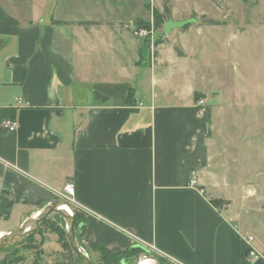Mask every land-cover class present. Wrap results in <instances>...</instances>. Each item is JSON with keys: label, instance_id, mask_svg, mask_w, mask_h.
I'll return each instance as SVG.
<instances>
[{"label": "crops", "instance_id": "0c3cea01", "mask_svg": "<svg viewBox=\"0 0 264 264\" xmlns=\"http://www.w3.org/2000/svg\"><path fill=\"white\" fill-rule=\"evenodd\" d=\"M59 3L63 13L45 20L0 0V232L64 200L73 183L86 252L139 246L164 264H264L250 255L251 248L264 252V186L232 178L220 165L214 111L195 101V92L206 97V83L182 76L181 84L172 74L188 55L175 39L192 25L167 33L165 23L192 11L168 3L163 24H153L163 43L150 48L135 25L164 13V0ZM13 120L15 130L6 126ZM195 169L201 190L189 185ZM256 169L249 165L248 176Z\"/></svg>", "mask_w": 264, "mask_h": 264}, {"label": "rangeland", "instance_id": "374dc122", "mask_svg": "<svg viewBox=\"0 0 264 264\" xmlns=\"http://www.w3.org/2000/svg\"><path fill=\"white\" fill-rule=\"evenodd\" d=\"M143 1L147 4L154 3V0ZM161 2L163 0H156V4ZM13 3L30 14L34 11L42 13L45 20L58 18L63 13L58 7L59 0H13ZM168 3L173 4L177 10L184 11L181 14L192 11L193 14L187 20H194L189 23L192 29L175 39L188 55L178 57L174 62L176 66L173 64L172 74L181 75L178 78L181 84L184 78H189L193 83L202 82V86L206 83L205 105L214 111L216 144L224 153L222 157L225 161L220 165L228 167L232 178L239 176L264 186V152L259 153L264 144V0H164L163 8L168 7ZM155 14L156 12L149 20H141L137 26L134 24L150 48L165 35L162 31L153 29V24H157ZM3 55L4 50L0 49V81L3 77ZM167 69L171 67L160 68L159 71L168 77L171 70L167 73ZM160 82L155 93L162 99L168 85L165 80ZM250 143H253V162H248L246 154L247 151L250 154ZM251 164L261 172L256 174L257 171H254L253 175L248 176L247 167ZM218 167L214 168L220 170ZM217 195L245 202V198L240 199V194ZM258 197V204H261L264 194L260 192ZM71 203L77 211H83L81 206ZM75 229L78 234V228ZM59 233L64 234L60 236ZM78 241L81 245L79 236ZM86 253L93 264H102L100 254L92 250ZM157 257L160 255L150 248L141 251L138 259L134 257L129 264H141L147 258L154 259L158 264ZM0 264L82 263L70 243L65 219L53 213L28 241L0 251Z\"/></svg>", "mask_w": 264, "mask_h": 264}, {"label": "water", "instance_id": "95a60500", "mask_svg": "<svg viewBox=\"0 0 264 264\" xmlns=\"http://www.w3.org/2000/svg\"><path fill=\"white\" fill-rule=\"evenodd\" d=\"M193 21L194 20L191 19L185 21L169 20L165 23L164 28L165 31L169 33L172 28L177 26L182 27ZM64 207L69 208L70 211ZM77 212L78 211L74 205L65 199L57 200L48 204L35 215L27 218L18 228L9 230L7 232H2L0 235V251L20 245L21 243L27 241L40 228V226L49 216H51L53 213H56L65 219L70 243L81 263L93 264L91 258L78 241V234L75 229Z\"/></svg>", "mask_w": 264, "mask_h": 264}, {"label": "trees", "instance_id": "16d2710c", "mask_svg": "<svg viewBox=\"0 0 264 264\" xmlns=\"http://www.w3.org/2000/svg\"><path fill=\"white\" fill-rule=\"evenodd\" d=\"M155 12H156V14H155V18L154 19H155V21L157 23L155 25L156 26H161L163 24V22H164L165 14L168 13V8L165 7L164 13L163 12L161 13V12H158V11H155ZM209 22L213 23V24L216 23L215 21H209ZM189 26H190V24L184 25L185 28H188ZM154 43H155V46H156V45H158L160 43H163V40L160 39V40H157ZM130 95H131V92H130ZM204 97H205L204 93L195 92V101L196 102H199ZM212 202H214L215 204L219 203L218 200H212ZM47 220H48V218L44 221V223ZM80 226L83 227V220H81V219L79 220V212H77V214H76V227L79 228ZM59 234H60V236H63L64 233H59ZM141 251H145V250L142 247H137V246L136 247H132L130 249H127L125 251H121V252H113V251H111V250H109V249H107L105 247H101L99 249L100 259L102 261V264H129V263H131L133 261L134 257L138 259V255L141 253ZM157 260H158V264H164V260H163L162 257H157Z\"/></svg>", "mask_w": 264, "mask_h": 264}, {"label": "built area", "instance_id": "2783aa9c", "mask_svg": "<svg viewBox=\"0 0 264 264\" xmlns=\"http://www.w3.org/2000/svg\"><path fill=\"white\" fill-rule=\"evenodd\" d=\"M205 101L203 99H201L198 104H203ZM6 126H8L11 130H15L16 127H17V122L16 121H8ZM198 179H199V171L198 170H192L191 171V179H190V182H189V185L190 186H193V187H196V188H200V190L202 189L201 186H199V182H198ZM64 190H65V193H66V196H65V199L69 202H74L73 201V195H74V191H75V187H74V184L73 183H67L64 187ZM247 240L250 243L253 242L254 240V237L252 235H249L247 237ZM250 255H252L254 258H260V257H264V252H259L257 250H255L254 248H251L250 250Z\"/></svg>", "mask_w": 264, "mask_h": 264}, {"label": "bare ground", "instance_id": "6f19581e", "mask_svg": "<svg viewBox=\"0 0 264 264\" xmlns=\"http://www.w3.org/2000/svg\"><path fill=\"white\" fill-rule=\"evenodd\" d=\"M64 208H66V209H68L69 211H70V209L69 208H67V207H64ZM2 234V232H0V235ZM143 257V256H142ZM144 258V257H143ZM140 263V262H139ZM141 264H157L155 261H154V259H151V258H147V259H144V260H142L141 261Z\"/></svg>", "mask_w": 264, "mask_h": 264}]
</instances>
